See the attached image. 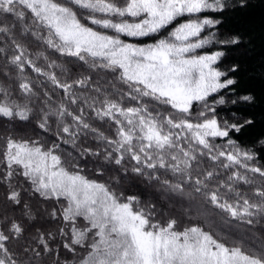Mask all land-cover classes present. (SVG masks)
I'll return each mask as SVG.
<instances>
[{
  "label": "snow or ice",
  "instance_id": "1",
  "mask_svg": "<svg viewBox=\"0 0 264 264\" xmlns=\"http://www.w3.org/2000/svg\"><path fill=\"white\" fill-rule=\"evenodd\" d=\"M237 5L246 8L247 0H236L233 6ZM228 7V0H0V16L14 19L23 33L41 42L45 49L92 69L118 73L116 79L129 89L114 92L119 99H112L99 86L91 90L103 99L78 92L92 85L89 76L61 79L54 70L59 68L63 74L66 68L50 60L44 51L37 52L35 58L31 56L5 24L0 33L7 37L6 47H0V55L6 67L16 70L19 92L28 103H18L8 88L0 86V119L15 124L32 118L29 104L39 96L35 91L37 81L25 75L26 68H30L63 92V99L55 107H51L49 92L43 93L47 110H41L36 124L41 131L49 132L50 121L55 118L57 136L64 142L71 140L75 144L81 134L92 133L105 145V160L117 166L130 160L134 162L133 173L156 181L160 180V170L171 173L176 182L164 179L162 185L167 190L184 194L190 188L191 198L199 197L204 204L252 224L253 217H264V188L255 190L258 200L254 202L236 185L251 183L245 173L264 177V167L255 165V153L242 149L229 137L250 126L253 120L221 122L215 105L225 104V98L220 96L209 104L212 94L237 83L229 73L235 74L240 66L233 64L228 72L219 70L217 62L225 55L223 51L195 54L196 49L213 42L241 43L238 34L223 39L214 32L201 36L221 23L204 14H222ZM81 12L87 13L84 19L102 30L83 23ZM181 17L187 19L153 43L121 39L122 35L151 36ZM41 59L44 67L38 64ZM145 97L172 111L150 108L142 102ZM126 100L135 103L125 106ZM253 101L252 95H238L231 103ZM196 104L202 105V110L193 118ZM74 105L79 106L78 111ZM88 109L96 118L111 121L115 135L93 128L86 119ZM218 137L228 139L218 145L214 143ZM260 143L264 144V140ZM58 149V144L48 146L42 139L5 135L0 140V162L6 170L0 172V182L8 185L7 201L15 205L21 203V192L11 183L17 175L30 182L32 191L45 200L67 201L61 211L53 209L49 215L71 225L70 233L67 227L58 229L61 237H69L62 245L65 250L75 255L77 246L88 249L86 255L78 257V264H264V248L228 246L197 225L177 230L176 219H158L155 207L142 205L139 197L125 196L106 183L88 178L78 164L66 165ZM81 155L99 156L101 152L85 147ZM205 160L211 165L204 167ZM233 168L237 170L226 179L220 178L221 170ZM24 215L30 217L31 211ZM80 219L86 222L83 228L77 225ZM27 231L17 220L4 218L0 223V264H45V256L53 253L50 243L55 242V234L38 230L29 238ZM13 241L15 249L10 246ZM54 264L61 262L56 259Z\"/></svg>",
  "mask_w": 264,
  "mask_h": 264
},
{
  "label": "trees",
  "instance_id": "2",
  "mask_svg": "<svg viewBox=\"0 0 264 264\" xmlns=\"http://www.w3.org/2000/svg\"><path fill=\"white\" fill-rule=\"evenodd\" d=\"M123 2V0H119ZM229 7L224 10L222 14L219 13H205L213 19L220 20L221 23L214 27L206 29L201 36H210L211 33H216L218 39H223L228 35L238 34L241 39L239 45H220L217 43H210L201 49H196L195 54L202 55L214 51H223L225 55L217 62L219 70L228 72L233 64H238L240 70L235 74L229 73L231 78H234L237 83L229 86L227 89H221L218 93L212 94L209 97V104L220 96L225 98L226 103L215 105L216 116L223 122L243 123L244 120L252 119L253 123L246 126L240 133H230L231 139L244 150H250L255 153V165L264 167V144L260 141L264 140V0H247V7L240 8L238 5L233 6L236 0H228ZM82 22L88 26L99 29L98 26L91 25L87 19L83 17L87 15L86 12H81ZM187 17L178 18L166 29H162L159 33L152 34L147 37H126L121 36V39L136 44H149L162 37H166L168 33L181 23ZM28 23H31L29 18ZM5 24L12 28V35H15L17 41L26 45L28 53L35 58V54L44 51L45 55L50 60H55L59 65H62L68 71L61 74V70L55 69L56 73L61 79L71 78L72 80L80 78V76H89L92 85L88 89H77L78 92L86 91L87 94L98 96L103 99L101 94L93 92L91 89L99 86L103 91H107L112 99H119L118 94L114 92L129 91L127 85L117 80L118 73H112L104 69H92L83 62L77 61L74 58L60 56L59 53L53 52L51 49H45L41 42L35 40L29 34L22 32L21 25L15 23L14 19L9 18L5 20L0 16V27ZM108 34H114L110 30ZM5 34L0 33V47H6ZM10 43V41H9ZM11 51L9 55H11ZM39 66L44 67L45 62L41 59L38 61ZM7 73V75L5 74ZM25 75L34 81H37L35 91L39 99L33 97L29 106L33 109L32 118L27 122L17 121L13 122L0 119V140L7 134H14L16 136H28L32 139H42L48 146L53 143L59 145V153L62 154L66 165L78 164L82 170V174L90 179L98 180L106 183L117 192H123L125 196L135 195L139 197L142 205L154 206L159 213L158 219L167 221L168 219H176L178 228L183 230L186 227L197 225L204 231L209 232L214 238L226 243L228 246L239 245L247 249L256 250L264 248V217L257 215L253 217V223H247V220H238L229 216L227 213L221 212L210 204H204L199 198H191L188 192L190 188H186L184 194H167L162 191V181L168 179L170 182H176V178L171 173H165L163 170L159 171L160 180H151L146 176H138L131 171L134 162L125 160L123 165L117 166L112 162L104 159L105 145L96 140L95 135L88 133L87 136L81 134V137L74 144L71 140H61L57 136L56 122L53 118L51 123V130L47 133L41 131L36 127L37 120L41 114V110H47L44 104V92H49L52 99L51 107L58 105L63 99V92L55 88L50 82L39 77L30 68H26ZM16 70L5 66V60L0 55V86L8 88L12 92V99L20 104L28 103L20 94L18 88V81L15 80ZM223 79V78H222ZM238 95H252L254 101L252 103L241 102L239 104H232L231 101L237 99ZM143 103L148 104L150 108L157 111L165 112L172 111L168 106L157 104L150 98H143ZM131 101H125V106ZM77 111L79 106H72ZM202 110V105L196 104L192 110V117ZM86 119L93 128L104 132L105 135H115V125L108 120H100L95 117L90 109L86 110ZM228 138H215L214 143L224 144ZM90 147L101 152L99 156L81 155L82 148ZM2 160V158H0ZM211 161H203V166L208 167ZM5 166L0 162V172H4ZM232 170H221L220 178L226 179L231 175ZM244 173V169H239ZM248 175L251 183L239 182L236 187L246 198L252 201H257L258 197L255 195L257 188H264V177L259 174L245 173ZM13 187L21 192V203L19 205L12 204L7 201V193L10 191L6 183L0 182V223L7 217L9 220L15 219L22 225L28 228L25 233L31 238L41 232H53L55 234V242L50 243L53 253L51 256H45V264H54L56 259H59L61 264L65 261L68 264H78V257L86 255L88 249L80 246L76 247V253L73 255L65 250L62 245L65 239L69 237H61L58 229L67 227L70 233L71 225H66L61 217L53 219L49 214L53 209L57 212L61 211L66 206L67 201L64 199L45 200L38 193L32 191L30 182L25 180L21 175H17L12 180ZM185 199H189L190 205H185ZM27 206V208L25 207ZM31 211V216H26V211ZM78 227H85L86 222L82 219L77 221ZM244 238V239H243ZM92 237L88 238L90 243ZM13 249L16 248V243L13 241L10 245ZM35 247V245H33Z\"/></svg>",
  "mask_w": 264,
  "mask_h": 264
},
{
  "label": "rangeland",
  "instance_id": "3",
  "mask_svg": "<svg viewBox=\"0 0 264 264\" xmlns=\"http://www.w3.org/2000/svg\"><path fill=\"white\" fill-rule=\"evenodd\" d=\"M184 21V20H183ZM182 21V22H183ZM162 191H163V193L165 194V193H169V194H175V193H177V192H171V191H169V190H167L166 188H164V187H162ZM177 194H179V193H177ZM184 203H185V205H187V206H189L191 203H190V201H189V199H185V201H184ZM244 239V238H243Z\"/></svg>",
  "mask_w": 264,
  "mask_h": 264
}]
</instances>
